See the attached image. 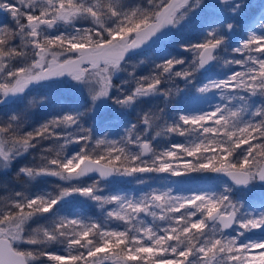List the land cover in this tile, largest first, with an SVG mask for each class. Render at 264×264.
Returning a JSON list of instances; mask_svg holds the SVG:
<instances>
[{"label":"snow or ice","instance_id":"6c2138e0","mask_svg":"<svg viewBox=\"0 0 264 264\" xmlns=\"http://www.w3.org/2000/svg\"><path fill=\"white\" fill-rule=\"evenodd\" d=\"M0 14V264H264V3L257 12L248 0H0ZM188 26L202 39H181ZM167 42L176 55L128 71L133 56ZM57 83L68 93L58 103L48 92L27 99ZM137 109L124 136L108 139L103 130ZM172 135L184 140L157 151L153 141ZM189 172L231 183L139 198L101 186ZM48 178L59 183L33 190ZM75 197L104 221L63 214Z\"/></svg>","mask_w":264,"mask_h":264},{"label":"rangeland","instance_id":"374dc122","mask_svg":"<svg viewBox=\"0 0 264 264\" xmlns=\"http://www.w3.org/2000/svg\"><path fill=\"white\" fill-rule=\"evenodd\" d=\"M248 3L252 6L253 10L258 12L260 5L264 3V0H248ZM60 30H64V26H61ZM69 30L71 31V29ZM63 80L67 81L69 80V78ZM215 103H219V99H217ZM127 121L133 122V120H130L129 118L127 119L124 118L123 121H121L119 118L115 119V122L112 123V126L109 127L110 129L106 132L108 139L120 140L121 137H123L125 134ZM182 141L170 140L164 143L163 145H160V143H157L155 140L153 141V144L156 150L160 151L164 147L170 145L171 143L182 142ZM69 147L76 148L78 146L70 145ZM144 159H149V157L146 156L144 157ZM185 159H191V158L186 157ZM202 175H204L202 176L204 178H209V181L197 180V178H195L196 176L191 172L180 176H174L171 175L170 173H144V174H138L139 179H142L144 183H138L136 177H113L110 182H103L101 186L105 188L106 194L108 192H119V194L121 195H127L129 197L139 198L145 192H148L152 189L166 190L171 188L173 190V194L175 195H191L193 192H197L202 189L206 190L208 188L215 187L217 185L222 187L223 182L225 181L231 183V181H229L226 176L220 173H202ZM47 181H48L47 183L39 184L40 189L38 191L42 189L45 190L50 189L54 183H59V181H57L56 178H48ZM36 182L38 184L39 181ZM36 182L33 183L36 184ZM91 182L92 180H90V182H85V183H91ZM260 191H261L260 188L257 187L253 192V195H259ZM70 199H72V203L69 206H67L63 214L68 215L71 213V214L86 215L93 220H98L100 222L104 221L105 218L104 210L101 209L99 206L95 205L94 202L87 201L86 203L82 204L81 201L85 200V198L83 197H75ZM112 207H114V205L104 206L105 209H110ZM147 220L150 221L151 217H148ZM110 224L112 227H116V226L121 227V230L123 228V225L120 222L112 221L110 222Z\"/></svg>","mask_w":264,"mask_h":264},{"label":"trees","instance_id":"16d2710c","mask_svg":"<svg viewBox=\"0 0 264 264\" xmlns=\"http://www.w3.org/2000/svg\"><path fill=\"white\" fill-rule=\"evenodd\" d=\"M126 2H133V0H126ZM8 18L3 15L0 14V23H3L7 20ZM79 26H87V24H83V25H79ZM70 31V30H69ZM179 37L181 39H185V40H191L193 43H195L198 39H202L201 36H198L196 34V32L193 30V28L191 26L186 27L184 30H182L179 33ZM177 51H179V49L176 47L175 43L172 42H167L163 45H156L154 47L151 48V50H148L146 52H144L143 55H139V56H133L127 63L126 68L128 69V71H133L135 70L137 72L138 75L140 74H147L149 69H151V67L153 66V61H155L156 63L161 62L159 57L161 56H165L168 55L169 53H171V55H176ZM190 53H186L185 57L190 56ZM140 61H143V63H140ZM133 66H135V69L133 68ZM127 73H121L120 76L124 77L126 76ZM115 79V78H114ZM117 83H119V80H117ZM177 83L179 84V86L181 88L184 87V84L182 81H177ZM126 87H128V85H126ZM41 92H48L49 95L53 98L54 102H59L60 100H62L63 97L67 96L68 93L66 92V90L64 89L63 85L61 84H53V86L51 87V89H47V88H39L38 86L36 87L35 91H33L28 97L27 99H33L39 98V95ZM177 99H179V97H176ZM171 99V98H170ZM27 102V100H26ZM175 101H173L174 103ZM160 107H165V105L167 104L166 101L160 100L156 102ZM169 108H171L173 105L169 104L167 105ZM130 112H132V110H129ZM139 111V109L136 110V112H132V114L130 116L125 117L126 119L129 118L130 120H133V122H135V117L137 112ZM115 122V120L113 121ZM86 127H94L92 125L91 122H89V124L85 125ZM110 128H105L103 131L107 132ZM94 134H98V133H94ZM182 141L184 140L183 137H179L176 135H172V136H164V137H160L156 140L157 143H160V145H163L164 143H166L167 141ZM45 146L47 147V142L45 143ZM28 159L30 160L31 157H28ZM37 159H38V155H37ZM15 171V168L12 170V172ZM192 174H194L197 178V180L200 181H209V178H204L202 176L201 172H191ZM3 177L2 175H0V180H2ZM8 181L12 180V173H9L8 177H7ZM48 181H39L38 184L36 182V184L33 183L32 188L34 191H38L40 189L39 184L41 183H47ZM84 182H90L89 179H85ZM103 182H101L102 184ZM21 185H22V181L21 183H9V189L15 188V190H21ZM42 186V185H41ZM7 195V192L4 191L3 187H0V197ZM253 195V193H252ZM23 247H29V246H23Z\"/></svg>","mask_w":264,"mask_h":264},{"label":"water","instance_id":"95a60500","mask_svg":"<svg viewBox=\"0 0 264 264\" xmlns=\"http://www.w3.org/2000/svg\"><path fill=\"white\" fill-rule=\"evenodd\" d=\"M139 51V50H138ZM146 52V51H145ZM67 77L59 78L60 80L66 79ZM46 83H51V82H46ZM93 178H97V174L93 173L91 174ZM113 177L108 178V180H103L102 182H110ZM88 179V178H85Z\"/></svg>","mask_w":264,"mask_h":264}]
</instances>
